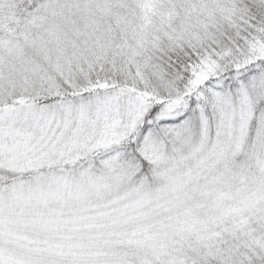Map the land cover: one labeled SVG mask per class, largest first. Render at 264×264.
Returning <instances> with one entry per match:
<instances>
[{
	"label": "snow or ice",
	"instance_id": "snow-or-ice-1",
	"mask_svg": "<svg viewBox=\"0 0 264 264\" xmlns=\"http://www.w3.org/2000/svg\"><path fill=\"white\" fill-rule=\"evenodd\" d=\"M0 264H264V0H0Z\"/></svg>",
	"mask_w": 264,
	"mask_h": 264
}]
</instances>
